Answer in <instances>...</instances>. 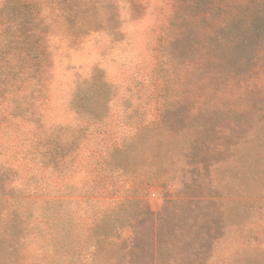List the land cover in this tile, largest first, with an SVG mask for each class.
<instances>
[{"label": "rangeland", "instance_id": "obj_1", "mask_svg": "<svg viewBox=\"0 0 264 264\" xmlns=\"http://www.w3.org/2000/svg\"><path fill=\"white\" fill-rule=\"evenodd\" d=\"M0 264H264V0H0Z\"/></svg>", "mask_w": 264, "mask_h": 264}, {"label": "trees", "instance_id": "obj_2", "mask_svg": "<svg viewBox=\"0 0 264 264\" xmlns=\"http://www.w3.org/2000/svg\"><path fill=\"white\" fill-rule=\"evenodd\" d=\"M49 147V144L47 145ZM97 252V248L94 244H85L83 246L82 254L80 255L82 259L91 262L95 258V254Z\"/></svg>", "mask_w": 264, "mask_h": 264}]
</instances>
